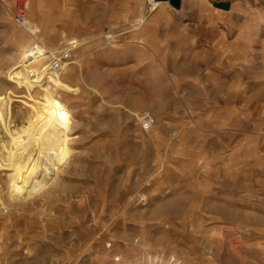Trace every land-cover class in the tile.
Returning <instances> with one entry per match:
<instances>
[{"label":"rangeland","instance_id":"obj_1","mask_svg":"<svg viewBox=\"0 0 264 264\" xmlns=\"http://www.w3.org/2000/svg\"><path fill=\"white\" fill-rule=\"evenodd\" d=\"M140 2L0 0V99L17 7L76 62L40 93L67 117L54 162L0 169V264H264V0H182L136 34Z\"/></svg>","mask_w":264,"mask_h":264},{"label":"bare ground","instance_id":"obj_2","mask_svg":"<svg viewBox=\"0 0 264 264\" xmlns=\"http://www.w3.org/2000/svg\"><path fill=\"white\" fill-rule=\"evenodd\" d=\"M161 5L163 3L159 2L157 8ZM52 53L49 49L35 46L26 52L24 60L12 61L5 72L10 86L4 89L0 99V119L3 118L0 123V169L14 170L20 162L23 166L22 180H29L34 175L42 176L60 152V134L67 117L56 102L45 104L40 93L51 79L55 82L66 79V66L73 62L53 69L49 64ZM12 88L20 90L19 94L16 95ZM17 97L22 99V104L28 110L26 117L18 121L14 120L12 112ZM138 197L140 201L146 200L144 195ZM131 201H134V197ZM216 235L218 237V233ZM148 262L154 261L149 258ZM172 264H177V261L174 260Z\"/></svg>","mask_w":264,"mask_h":264},{"label":"crops","instance_id":"obj_3","mask_svg":"<svg viewBox=\"0 0 264 264\" xmlns=\"http://www.w3.org/2000/svg\"><path fill=\"white\" fill-rule=\"evenodd\" d=\"M142 4H143V1L141 0V2H140V9H141V5ZM167 4L168 3L163 2V5H161L159 7V9L155 10L152 13H146L145 10H144V12H142L141 11L142 9L139 10L138 15L136 16V18L138 20L135 21L133 24H130V23L127 24V25H130L131 26V29H130L129 32H137V31H139L136 34H140L142 32H147V30L151 29L152 26L155 23L160 22V21L162 22V24H165L167 26L168 25H175V26H177V24H172V18L174 17V19L176 20L178 18L177 15H178V12H180V10H175V13H173L170 10H167V8H166V5ZM38 14H40V12H38ZM248 20H250L251 23L252 22L255 23L256 24V27H259L261 24L264 23V14L261 15L259 13H255V12L252 13V14H248ZM25 22H26L25 29H23L22 26H20L19 28L24 33V38L25 37L27 38V42L23 45L24 47H23L22 52H20V47H21L22 44L18 46L19 48H18V51L15 54V57H14L15 59L12 58L14 60L20 59V58L24 57V55L26 54V52L29 49H31V48H33L35 46L45 48V46L42 45L41 42H40V40H41L40 39V37H41L40 36V34H41V28H39L37 26V24L33 20H30L29 18ZM43 33H44V31H43ZM49 34H50V31L48 30V35ZM52 38L53 37L49 36L48 39H47V42L44 41V43H48V42L51 43V39ZM106 39H107V41H108L109 44H113L112 41H111V39H112L111 37H108ZM70 44H73V47H74L73 50L74 49H76V50H79L80 49L79 42L72 40L70 42ZM45 49H47V48H45ZM83 50H84V48H83ZM84 53H85V51H84ZM16 56H17V58H16ZM75 63L73 62L72 64H75ZM69 71H70V69H69ZM135 116H136V114H135Z\"/></svg>","mask_w":264,"mask_h":264},{"label":"built area","instance_id":"obj_4","mask_svg":"<svg viewBox=\"0 0 264 264\" xmlns=\"http://www.w3.org/2000/svg\"><path fill=\"white\" fill-rule=\"evenodd\" d=\"M24 1V0H22ZM25 3V2H24ZM158 1L157 0H144V9L146 13H152L155 10H157L158 8ZM152 4V7L150 6ZM26 12H25V6L23 5L21 8L17 7L15 10V15L13 18L14 23L19 26L21 25L24 20H25V16ZM71 50H65L62 51V53H57V52H53L50 55V59H49V64L53 69H58L60 68L62 65H65V63H70V52ZM48 64V65H49ZM151 122L152 119L150 118H145L142 121V125H143V130H149L151 127Z\"/></svg>","mask_w":264,"mask_h":264},{"label":"water","instance_id":"obj_5","mask_svg":"<svg viewBox=\"0 0 264 264\" xmlns=\"http://www.w3.org/2000/svg\"><path fill=\"white\" fill-rule=\"evenodd\" d=\"M158 2H167L172 8L179 10L181 0H157Z\"/></svg>","mask_w":264,"mask_h":264}]
</instances>
